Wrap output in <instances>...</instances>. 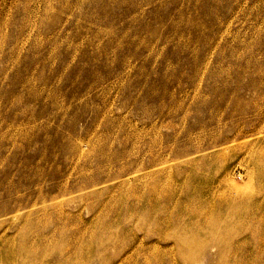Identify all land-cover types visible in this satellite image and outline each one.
Returning <instances> with one entry per match:
<instances>
[{"label":"rangeland","instance_id":"374dc122","mask_svg":"<svg viewBox=\"0 0 264 264\" xmlns=\"http://www.w3.org/2000/svg\"><path fill=\"white\" fill-rule=\"evenodd\" d=\"M45 262L264 264V0H0V264Z\"/></svg>","mask_w":264,"mask_h":264},{"label":"bare ground","instance_id":"6f19581e","mask_svg":"<svg viewBox=\"0 0 264 264\" xmlns=\"http://www.w3.org/2000/svg\"><path fill=\"white\" fill-rule=\"evenodd\" d=\"M129 179V178H128ZM236 190H241V187H236ZM44 264H48L47 262H45Z\"/></svg>","mask_w":264,"mask_h":264}]
</instances>
